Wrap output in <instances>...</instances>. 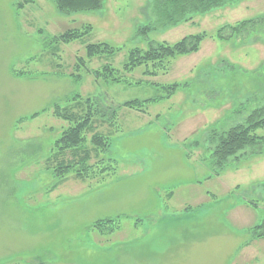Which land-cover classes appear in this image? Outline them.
<instances>
[{
    "label": "rangeland",
    "instance_id": "rangeland-1",
    "mask_svg": "<svg viewBox=\"0 0 264 264\" xmlns=\"http://www.w3.org/2000/svg\"><path fill=\"white\" fill-rule=\"evenodd\" d=\"M160 5L61 12L55 0H0V264H264V235L252 233L264 218V144L221 168L211 156L214 136L264 103V0L178 22ZM70 29L83 35L56 38ZM190 36L201 37L195 50L121 71L130 49ZM99 42L116 50L87 58ZM74 95L94 102L93 131L117 162L98 182L48 162L67 126L53 105L81 112ZM133 100L144 103L123 106ZM117 217L108 235L89 227Z\"/></svg>",
    "mask_w": 264,
    "mask_h": 264
},
{
    "label": "trees",
    "instance_id": "trees-1",
    "mask_svg": "<svg viewBox=\"0 0 264 264\" xmlns=\"http://www.w3.org/2000/svg\"><path fill=\"white\" fill-rule=\"evenodd\" d=\"M162 6L157 10L161 19L164 18L178 22L186 19L187 16L206 12L232 0H160ZM57 8L61 12H78L96 10L101 7L102 0H55ZM162 16L164 18H162ZM264 21V18H262ZM253 22V21H250ZM247 23H243L245 27ZM241 26V27H242ZM81 35L77 29H70L57 36L62 42H70L78 39ZM201 41L200 36L184 37L180 41L169 45L159 43L154 47H149L142 51L139 48L130 49L127 53V61L123 64L121 71H131L135 67L148 65L151 63L162 66L163 57L173 56L174 54L193 51ZM116 48L104 42L89 43L85 45L86 57L92 58L99 54H113ZM79 61L84 65V58L79 57ZM80 63V62H79ZM77 66L79 65L76 63ZM105 73H101L105 77H113L114 71L109 66L103 68ZM107 72V73H106ZM95 76H99L98 71L93 72ZM114 78V77H113ZM173 89V88H172ZM75 103H81L83 107L81 112L70 110L66 106L59 104L53 105L52 115L66 122V127L62 129L58 138L54 141L51 148V154L48 157L49 165L52 163L55 173L62 175L73 172L76 177L81 179L92 180L98 179L97 182L107 176L115 173L117 162L111 156L106 155L109 151L108 136L93 131V121L95 119L96 108L91 98H82L79 95L73 96ZM138 100L125 102L123 106L129 108H138L143 105ZM264 128V103L253 109L241 123L235 124L227 130L220 132L214 136V148L212 150V158L215 166L221 168L228 159H236L239 155L247 154V150H256L264 144V135L258 133L257 130ZM91 132L88 137L87 134ZM260 150V149H259ZM253 205L251 202H249ZM120 223L118 217L115 219H100L93 222L89 227L97 230L100 234L108 235L117 231ZM264 235V218L262 221L252 228L255 235ZM262 231V233H261Z\"/></svg>",
    "mask_w": 264,
    "mask_h": 264
},
{
    "label": "crops",
    "instance_id": "crops-1",
    "mask_svg": "<svg viewBox=\"0 0 264 264\" xmlns=\"http://www.w3.org/2000/svg\"><path fill=\"white\" fill-rule=\"evenodd\" d=\"M160 251H162V248H161V247H160V250H159V252H160ZM143 263H144V262H142V264H143Z\"/></svg>",
    "mask_w": 264,
    "mask_h": 264
}]
</instances>
